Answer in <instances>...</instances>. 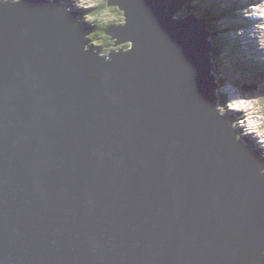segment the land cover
<instances>
[{
    "label": "water",
    "instance_id": "water-1",
    "mask_svg": "<svg viewBox=\"0 0 264 264\" xmlns=\"http://www.w3.org/2000/svg\"><path fill=\"white\" fill-rule=\"evenodd\" d=\"M57 3L0 12V262L255 264L264 181L211 115L206 19L126 0L135 50L96 68Z\"/></svg>",
    "mask_w": 264,
    "mask_h": 264
},
{
    "label": "clouds",
    "instance_id": "clouds-1",
    "mask_svg": "<svg viewBox=\"0 0 264 264\" xmlns=\"http://www.w3.org/2000/svg\"><path fill=\"white\" fill-rule=\"evenodd\" d=\"M23 3L24 0H0V12L19 7ZM56 11L61 14V21L67 20L65 13H75L72 33L85 26L81 51L91 52L97 58L96 68L113 62L116 56L126 58L135 50L132 39L121 40L112 34V29L128 26L126 0H59ZM234 15L235 19L216 21L215 26H231L226 35L233 40L243 38L251 42L259 53L256 61L264 65V0H236ZM183 16L184 10L180 9L173 19L178 20ZM88 75L95 76L96 72L91 71ZM214 95L216 99L210 109L211 115L222 118L232 114L227 135L243 150H247V145L251 144L258 154L253 160V183L264 181V87H258L254 92H245L230 82H223L215 88ZM62 167V162L57 163L53 171ZM255 264H264V248L255 257Z\"/></svg>",
    "mask_w": 264,
    "mask_h": 264
},
{
    "label": "rangeland",
    "instance_id": "rangeland-1",
    "mask_svg": "<svg viewBox=\"0 0 264 264\" xmlns=\"http://www.w3.org/2000/svg\"><path fill=\"white\" fill-rule=\"evenodd\" d=\"M221 1H222L223 5L224 4L227 5L226 2L229 4H233V3H235L236 0H221ZM182 9L184 10V16L187 15L186 8L183 7ZM212 42H213V38H212ZM243 43H244L243 44L244 46L241 47L242 52H240L239 54H240V57H245L244 59H242V62L246 61L247 65H249L250 68L246 70V69H244V67L239 66V68L236 71H234L233 69H231L229 67V70H228V71H230L229 77L225 76V74H224L225 72L223 70H221L220 73L226 79V82H230V83L234 84L235 86L239 87L241 90H243L241 88L242 83L255 84L258 87H264V77L261 78V76L257 73V70H256L257 66H258L257 63H254L253 61L248 60L247 57L244 55L246 53H248L249 55L253 54L256 58V56L259 55V53L256 52L254 45L251 42H246L243 39ZM252 47L254 49H252ZM231 61H233V60H231ZM243 86H246V85L243 84ZM258 87H256V88H258ZM256 88L254 87L253 89L247 90L245 92H254ZM249 145H251V144H249Z\"/></svg>",
    "mask_w": 264,
    "mask_h": 264
},
{
    "label": "trees",
    "instance_id": "trees-1",
    "mask_svg": "<svg viewBox=\"0 0 264 264\" xmlns=\"http://www.w3.org/2000/svg\"><path fill=\"white\" fill-rule=\"evenodd\" d=\"M186 5H190L192 3L193 0H184ZM206 1V0H205ZM204 6L201 7L202 9V14L204 16L207 17L206 22H212L213 21V17H215V19L220 18L223 15H226L228 13H230V11L233 10V7H228L227 9L222 8L219 3L215 2V0H207V2H203ZM190 10L196 13H199L198 10L196 8H190ZM213 16V17H212ZM228 17V16H227ZM220 31V30H219ZM221 32V31H220ZM227 33V32H226ZM222 36V38H224V35L220 34ZM213 38V46H214V50H213V59H215L216 64L219 63L220 61V47L219 45L216 43V38H217V33L214 31V34L212 36ZM230 42H224V44H226V48H227V55L230 58L236 59V64L239 61V56L237 55L238 49H239V45L237 43H234L235 40L230 38ZM233 40V41H232ZM235 48V49H234ZM216 49V50H215ZM218 65H215V71L218 72ZM218 82V79H217ZM222 82V79L219 78V83L220 84Z\"/></svg>",
    "mask_w": 264,
    "mask_h": 264
},
{
    "label": "bare ground",
    "instance_id": "bare-ground-1",
    "mask_svg": "<svg viewBox=\"0 0 264 264\" xmlns=\"http://www.w3.org/2000/svg\"><path fill=\"white\" fill-rule=\"evenodd\" d=\"M225 18L227 19V16H225ZM226 19H225V20H226ZM212 43H213V42H212ZM234 49H235V48H234ZM215 50H216V49H215ZM219 59H220V58H219ZM258 64H259V63H258ZM250 72H251V71H250Z\"/></svg>",
    "mask_w": 264,
    "mask_h": 264
}]
</instances>
